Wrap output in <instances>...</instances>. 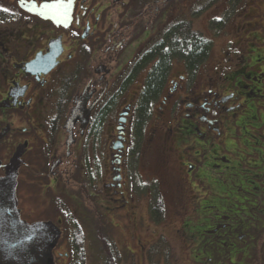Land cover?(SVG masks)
I'll list each match as a JSON object with an SVG mask.
<instances>
[{"label": "flooded vegetation", "instance_id": "obj_1", "mask_svg": "<svg viewBox=\"0 0 264 264\" xmlns=\"http://www.w3.org/2000/svg\"><path fill=\"white\" fill-rule=\"evenodd\" d=\"M56 2L0 0V180L13 181L21 220L58 229L51 264L61 255L70 262V251L60 247H70L76 226L83 232L85 223L96 239L101 231L113 235L114 216L128 217L135 228L152 220L159 195L164 207L165 201L158 181L141 168L172 152L182 191L198 183L229 204L215 220L194 209L182 219L184 234L196 239L193 227L205 222L224 252L242 249L247 239L235 216L250 212L244 200L264 206V0H64L58 10L42 7ZM248 8H261L262 18L244 20ZM201 18L222 49L221 62L258 54L244 82L228 86L224 64L203 69L213 39L195 27ZM192 30L211 40L197 68L179 55ZM241 40L255 50L243 54ZM52 54L55 64L46 69ZM75 102L77 114L65 123ZM231 124L238 132L227 131ZM245 168L249 179L238 176ZM227 170L237 183L230 192L217 181ZM84 188L92 204L79 216L67 200L80 205ZM192 242L205 261L218 247Z\"/></svg>", "mask_w": 264, "mask_h": 264}, {"label": "rangeland", "instance_id": "obj_2", "mask_svg": "<svg viewBox=\"0 0 264 264\" xmlns=\"http://www.w3.org/2000/svg\"><path fill=\"white\" fill-rule=\"evenodd\" d=\"M260 9L261 8H248V11L244 15V20L247 17L262 18V15L260 13H257V11H260ZM254 13H257V16H253ZM203 22L204 20L201 18L198 24L195 25V27L201 29L204 34L205 32L209 34L207 29L204 27ZM253 26L258 25L253 24ZM260 26L261 25H259V28ZM247 31L248 29H246L245 24H242L240 25V27H238L239 35H241L242 38L247 34ZM210 36L213 39L211 52L213 48L214 51L212 53L210 52L207 60L203 63L204 66L202 64L204 70L212 72L218 64H224V70H227L224 72V78L227 81L228 86H233L235 82L238 81L244 82L247 79L246 75L254 73V70L252 69L254 68V63L258 61L257 53L252 54L247 62L243 58L229 59L227 61L221 62L222 49L219 50L218 44L217 46L215 45V37L213 35ZM239 47L243 54L246 53V48L253 51L255 50V44L251 42L249 43L248 47V44L245 40H241V42L239 43ZM1 83L2 82L0 81V85ZM245 127L248 132H253L252 125L247 124ZM227 131L238 132V128L231 124ZM230 139L231 138L229 137V140ZM229 146L234 151V153H232L231 155L232 158L235 159L237 157V154L235 152L236 141H234V138L230 140ZM185 150L187 149H183V151ZM175 155L176 153L172 152L169 154V156H166L167 158L165 156H161V158L159 159H155L152 161L148 160L150 162H148L146 166H143L141 168L142 170H147V173L149 175H152V178H150L149 180L158 181L160 191L165 201V211L163 219L159 222H154L149 219L144 224L142 223V225H139V227L135 228L129 225L128 217L114 216V219L118 225L114 227L113 235L111 237L116 242L118 251L121 256L119 264H147L148 260L146 257V249L151 243L157 241L160 236H162L165 240L168 255L167 257H165L163 254H161L159 256V264H204L205 255H197L198 252L195 251L192 246V241L196 239H198V241H201V244H207L209 241H211L213 245L218 246L216 251L213 253V256L211 257V260L205 262V264H264V261L256 263V256L258 254L264 255V225L262 224L264 222V216L262 215L264 214V206L262 207V205H260V208H257V210H254L252 214L243 211L241 212V214H237V216H235L236 218H234L235 222L239 223L242 228H244L245 232L248 229L250 230L251 228H253L252 226L254 225L262 224L259 232L255 237V246L250 247L249 251L246 253L237 252L236 254H231L230 258H226L224 248H221L220 244L214 241V239L216 238V236H214V233L205 231L208 227L205 222H202L201 224L196 223L195 227H193V234L194 238L196 239H192L191 235L184 234L181 228L183 227L182 219H184L185 217H190L192 213L197 209V211L201 214L206 213L215 220V218L221 212L226 210L224 204L225 199L222 198L223 195L219 193L217 194L215 192V189H212L210 187L204 189V187L199 186L198 183H196L191 188L188 186L189 188L187 187L182 191L183 188L181 187V184L179 182L181 173L180 168L177 166L178 160L174 158ZM150 156L153 155L151 154ZM225 172L227 173L217 175V181L223 180L224 188L226 189L225 191L230 192L234 189V185L237 184L236 177L233 175H229L228 170ZM251 172L252 171L248 172V170L245 168L243 169V171H240L238 176L241 179H249L251 178L250 175H252L250 174ZM263 176L264 172L259 178ZM242 188L243 190L247 191L249 187L245 184L242 186ZM88 189L89 188H84L85 194H87V196H85L84 194L83 202L80 203V205L77 204L76 200H72L70 198L67 200L68 207L70 208L71 212L76 213L79 216H81V213L88 214V207L92 204V198L88 194ZM213 193L215 196L213 195ZM224 195L227 196L228 193H225ZM184 200L186 201V206L185 208H182L181 203ZM227 201L229 202V200ZM232 207H234V205ZM52 212H57L55 210V207H52ZM119 212H122V209L117 211V213ZM185 222L192 223V221L189 222V220ZM82 228L85 237V264H102L103 259L101 249H99L98 247V243L91 232V228L88 227L85 223L84 225H82ZM184 230L192 232L187 228H185ZM64 237H66L65 234H63L62 238L64 239ZM232 240L233 239H228L226 241L231 242ZM233 241L236 240L234 239ZM247 242H249V240ZM234 245L235 242L232 246L229 247H234ZM240 246L244 247V243ZM60 250L70 251V247L66 249L65 246H62L60 247ZM235 250L238 249L236 248ZM229 251L232 252L233 250ZM204 253L207 254V251ZM66 260V256L61 255V258L57 264H67Z\"/></svg>", "mask_w": 264, "mask_h": 264}, {"label": "water", "instance_id": "obj_3", "mask_svg": "<svg viewBox=\"0 0 264 264\" xmlns=\"http://www.w3.org/2000/svg\"><path fill=\"white\" fill-rule=\"evenodd\" d=\"M27 9L42 12L37 8ZM54 56L52 54L46 59V69L55 64ZM77 110L75 102L65 123L73 121ZM58 236L59 231L53 225L50 227L43 222L27 223L21 220L15 207L13 181L0 180V264H51L50 249Z\"/></svg>", "mask_w": 264, "mask_h": 264}, {"label": "trees", "instance_id": "obj_4", "mask_svg": "<svg viewBox=\"0 0 264 264\" xmlns=\"http://www.w3.org/2000/svg\"><path fill=\"white\" fill-rule=\"evenodd\" d=\"M210 47H211L210 39L205 37L203 33H201L200 31L192 30L191 33H189L188 35L186 34L180 40L179 55H180V58H183V62L187 67L197 68V66L201 62H203L204 59L207 57ZM187 55H192V56H189V58H187ZM233 166L236 167L235 162L233 163ZM225 205L229 206V204H225ZM242 205H245L247 209H250V212L247 210L249 214L250 213L252 214L254 210H257V208H260L259 204H256V205L251 204L250 207H248L247 206L248 204L247 202H245V200ZM153 207H155V205ZM156 207L158 208L159 212L152 217V221L159 222L163 219L164 210H165L164 202L161 199L160 195L157 198ZM262 224L264 225V222ZM262 224L254 225L252 226L253 228H251L250 230L248 229L245 232V236H246L247 241L249 240V242H244V247H242V249L240 250H233L232 252L230 251L225 252L226 258H230L231 254L233 253L234 254H236L237 252L246 253L249 251L250 247H254L256 234L259 232ZM239 229L244 230L242 226H240ZM109 233H110L109 231L108 233L106 231H101L100 233L96 234L98 247L99 249H101V253H102V259H103L102 264H119L121 256ZM84 244H85L84 234L79 229V227L76 226L70 236L71 259H70L69 264H85ZM161 254H163L165 257H167L168 255L167 246L165 245V240L163 239L162 236H160L157 241H154L147 247L146 249V257L148 260L147 264H159L158 261H159V256ZM206 260L210 261L211 258H207ZM263 261H264V255L258 254L256 256V263L263 262ZM128 264H132V263H128Z\"/></svg>", "mask_w": 264, "mask_h": 264}, {"label": "snow or ice", "instance_id": "obj_5", "mask_svg": "<svg viewBox=\"0 0 264 264\" xmlns=\"http://www.w3.org/2000/svg\"><path fill=\"white\" fill-rule=\"evenodd\" d=\"M42 7L45 9H49V10H58V9L64 8L65 5H64V0H57V2L54 4H47L46 3ZM4 11H9V10L4 9Z\"/></svg>", "mask_w": 264, "mask_h": 264}]
</instances>
